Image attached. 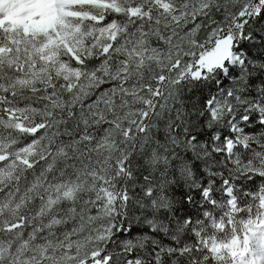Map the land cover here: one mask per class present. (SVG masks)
I'll return each mask as SVG.
<instances>
[{
	"label": "snow or ice",
	"instance_id": "snow-or-ice-1",
	"mask_svg": "<svg viewBox=\"0 0 264 264\" xmlns=\"http://www.w3.org/2000/svg\"><path fill=\"white\" fill-rule=\"evenodd\" d=\"M0 264H264V0H0Z\"/></svg>",
	"mask_w": 264,
	"mask_h": 264
}]
</instances>
